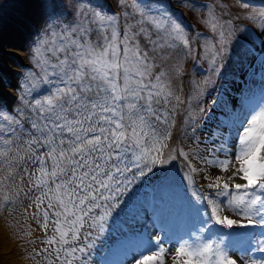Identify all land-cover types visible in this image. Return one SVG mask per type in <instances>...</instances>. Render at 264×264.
I'll list each match as a JSON object with an SVG mask.
<instances>
[{"label":"snow or ice","instance_id":"6c2138e0","mask_svg":"<svg viewBox=\"0 0 264 264\" xmlns=\"http://www.w3.org/2000/svg\"><path fill=\"white\" fill-rule=\"evenodd\" d=\"M115 3L129 6L126 0ZM80 4L91 6V0H73L70 22L45 20L29 46L28 62L38 70L32 71L31 80L51 85L47 92L27 104V113L0 103V213L14 210L22 195L29 201L24 213L43 231L37 239L44 245L29 253L33 264H88L95 238L114 214L127 210L121 198L176 158V149L164 158L175 111L169 105L184 100L157 60L163 62L165 50L176 42L190 55L191 41L180 18L171 13L172 5L158 15L130 5L141 19L122 28L120 16L127 19V11L105 14L93 7L89 14L76 7ZM259 18L264 19V12ZM202 23L217 37L203 46L214 74H221L226 57L254 58L264 69V23L254 25L253 32L236 29L212 6ZM209 83L205 80V87ZM203 91L198 88L197 95ZM212 107L220 117L200 108L215 122L203 135L204 154L194 152L204 167L195 166L189 153L179 149L188 162L181 187L175 188L165 173L153 189L158 195L135 217L140 222L147 215L153 228L167 233L174 252L162 237L142 231L137 234L140 242L117 264H166V255L171 264H264V258L251 255L264 253V240L250 247L252 234L247 231L264 229V100L253 104L244 99L237 108L233 99L229 108L228 101L217 97ZM213 168L219 174L208 171ZM201 173L204 184L197 180ZM172 225L182 227L173 231ZM20 231L25 244L37 243L27 239L34 229Z\"/></svg>","mask_w":264,"mask_h":264},{"label":"rangeland","instance_id":"374dc122","mask_svg":"<svg viewBox=\"0 0 264 264\" xmlns=\"http://www.w3.org/2000/svg\"><path fill=\"white\" fill-rule=\"evenodd\" d=\"M246 1L242 0V3L247 4ZM126 3L129 5L128 7L118 8L115 0H91V6L80 4L76 7L84 9L89 14L93 7L105 14H110L112 11L118 14L127 11L129 13L127 19L120 16V25L123 28L125 23L135 25L141 19L138 14L134 13L130 5L136 4L146 13L158 15L159 11L171 4V13L180 18L186 35L190 38L191 54H186L187 50L179 42H176L173 49L165 50L167 58L163 62L157 60L160 69L170 74L176 94L184 100L183 104L175 105V101H173L169 105V111L172 110L173 106H175V111L172 112L170 117L173 126L169 129L171 138L167 141L168 147L164 149V158H167L172 149L177 150L175 153L176 158L163 168L157 167L154 173L151 174V179L138 182L129 194L121 198L126 201L127 210L119 215L114 214V218L109 220L105 232L95 238V246L103 235L111 234V228H113L112 233H116L115 227L126 221L128 214L133 213L135 206L148 200L149 193L145 187H149L153 191L154 187L159 184L162 175L167 173L173 186L175 188L181 187L183 174L188 170V162L179 155V149L189 153V160L193 164L198 160H195L196 157L194 156L197 149H199L200 155H203L204 144L201 141L206 133L204 125L208 113H201L200 108L210 109L217 89L220 88V82L226 80L227 74L243 70L238 93H241L243 98L259 95L256 104L264 100V69L254 58L237 61L235 58L228 59L226 57L225 67L220 74V78L216 79L218 75L210 70L209 61L204 59L203 46L205 41L214 42L217 37L202 23V20L208 15L209 6H212V10L217 16L222 20L231 19L236 29L245 28L249 32H253L256 31L254 25L258 27L264 21V19L259 18V14L264 12L262 4H255L254 2L250 5L247 4L248 7L244 8L238 0H187V4H182L178 0H126ZM73 11V0H0V83L3 87L13 90L10 101L3 104L6 108L9 107L16 111L23 110L27 113L29 111L27 104L34 97L46 93L48 88L51 87V85H45L39 81L33 84L31 73L32 71L38 72V70L33 69L28 62V49L34 34L39 31L45 20H51L54 25L61 24L63 21L70 22ZM248 16H255L257 19L250 21L247 19ZM143 26L153 31V38L155 39V31L151 29L150 25L145 22ZM161 36H163V33H161ZM4 40L6 41L4 42ZM3 42L5 46L14 44V48L22 52V63L26 64L22 67L17 66L18 70L16 68L14 82H3L4 80L1 78L2 73L5 72L7 61H17L16 56L14 59L7 52ZM259 52L260 49L257 45V56ZM17 63L20 62L17 61ZM177 67H179L178 73L176 71ZM205 80L211 81L206 87L204 85ZM198 88L204 89L203 94L200 96L197 95ZM17 96H21L23 100L17 99ZM164 127V125H160L161 129ZM207 127L208 125H206ZM193 129H196V131H193ZM195 137H199L200 140L195 139ZM197 180L199 184H204L198 178ZM205 191L211 192L212 190L205 188ZM153 193L155 196L158 195L154 191ZM129 196H131V199ZM28 203L29 201L24 199L22 195L21 201L15 205L14 210L9 209L4 213H0V264H33V261L28 258L29 253L33 248L39 250L44 247L37 239L43 236V231L37 227L34 220L24 213V206ZM31 211L33 209L29 208V213ZM139 226L144 229L142 231L146 235H149L145 231L146 226L142 224V221H140ZM20 227L34 229L32 236L27 237V239H37V243L25 244L24 239H22L24 233L20 231ZM219 231L224 233L228 230L220 229ZM247 231L252 234L250 238L254 248L257 246L256 241L264 240V229L257 227L247 229ZM206 234V237L211 235V233ZM3 237H5V240ZM116 240L121 241V237H116ZM5 242H11L10 244L7 243L8 248L6 250ZM224 242L225 244L230 243L227 237H225ZM98 244L100 243H97V246ZM95 246L90 250V255L87 257L88 261L96 255ZM172 250L169 248L170 252H174ZM251 255L257 260L264 258V253L258 251L252 252ZM165 260L167 261L166 264H171L167 255Z\"/></svg>","mask_w":264,"mask_h":264},{"label":"bare ground","instance_id":"6f19581e","mask_svg":"<svg viewBox=\"0 0 264 264\" xmlns=\"http://www.w3.org/2000/svg\"><path fill=\"white\" fill-rule=\"evenodd\" d=\"M6 40H4V42H5ZM3 42V44H4V47L6 48V50H7V52L8 53H10V54H14L15 56H16V58H17V61L18 62H22V60H23V57H22V52L20 51V50H17V49H15L14 48V44L13 45H9V46H5V43ZM12 44V43H11ZM9 60V59H8ZM17 61H13V60H9V61H7V66H6V69H5V72H3L2 73V75H1V78H2V80H4L3 82H9V81H12V82H14L15 81V79H16V73H15V71H16V68H17V66H18V63H17ZM17 70H18V68H17ZM1 82V81H0ZM12 96H13V90L11 89H7L6 87H3L2 86V83H0V103H1V101H5V102H9L10 101V99L12 98ZM230 99H234V100H236V102H237V108L239 107V104H240V102H241V99H238V98H234V97H232V98H230V96L228 95L227 96V99L225 100V101H229ZM231 100V101H232ZM231 101L229 102V108H231ZM9 105V104H8ZM214 122H211V123H208L207 125H208V127H207V129H209L211 126H212V124H213ZM204 154V153H203ZM222 155V154H221ZM194 165L195 166H197V167H204V165L201 163V161L200 160H197L195 163H194ZM208 171H210V173L212 174V175H216V174H219L218 173V171L216 170V169H209ZM202 175H203V173H201L200 174V177H198V179H199V181L201 182V183H206L201 177H202ZM239 182V181H238ZM139 211V210H138ZM138 211L136 212V214L138 213ZM147 221V223L149 222V220H148V216L147 215H145L144 216V221L143 222H146ZM146 223V224H147ZM138 222H136V223H133V224H131L129 227H128V229H126V235H127V237L128 238H130L131 240H133L134 238H135V236L138 234V232H140V228H139V230H138ZM177 227H182V225L181 226H177V225H172V228L174 229V230H177ZM3 231V230H2ZM151 231H152V228H151ZM251 231V230H250ZM34 232V231H33ZM150 234V236L152 237V238H155L156 236H160V237H163V235H167V233H162L160 230H156L155 229V231H152V232H150L149 233ZM34 235V234H33ZM148 235V234H147ZM206 235H208V233L206 234ZM4 238V240H5V237H3ZM11 240V239H10ZM8 241V240H7ZM7 243L8 242H5V250L8 248L7 246ZM11 243V242H10ZM10 243H8V244H10ZM164 244H165V246H166V243L164 242ZM168 248L170 247L171 249H173L174 250V248H175V244L174 243H170V245L169 246H167ZM97 252L99 253L98 254V259H95V260H93V262H92V264H102V262H100V261H102V260H104V259H106V256L109 258V263L108 264H115L116 262H118V260H120V259H118V255L113 251V248L112 247H109L108 245H107V243H105V242H101L100 244H98V246H97ZM172 250V251H173ZM112 260H114V261H112ZM28 262H29V260H28ZM167 262V261H166ZM28 264H30V263H28Z\"/></svg>","mask_w":264,"mask_h":264},{"label":"water","instance_id":"95a60500","mask_svg":"<svg viewBox=\"0 0 264 264\" xmlns=\"http://www.w3.org/2000/svg\"><path fill=\"white\" fill-rule=\"evenodd\" d=\"M11 55V57H14L15 55L14 54H10Z\"/></svg>","mask_w":264,"mask_h":264}]
</instances>
